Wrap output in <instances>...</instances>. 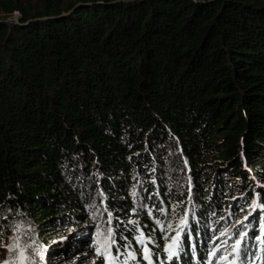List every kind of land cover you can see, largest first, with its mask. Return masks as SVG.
<instances>
[{
  "label": "trees",
  "instance_id": "16d2710c",
  "mask_svg": "<svg viewBox=\"0 0 264 264\" xmlns=\"http://www.w3.org/2000/svg\"><path fill=\"white\" fill-rule=\"evenodd\" d=\"M39 1L0 0V238L107 264L102 222L148 264L137 237L166 257L185 220L164 264L227 262L230 225L264 264V0Z\"/></svg>",
  "mask_w": 264,
  "mask_h": 264
},
{
  "label": "rangeland",
  "instance_id": "374dc122",
  "mask_svg": "<svg viewBox=\"0 0 264 264\" xmlns=\"http://www.w3.org/2000/svg\"><path fill=\"white\" fill-rule=\"evenodd\" d=\"M29 1L31 2L32 6L41 4V1L39 0H29ZM19 16H20L19 12H14L11 16H7V15L3 16L1 14L0 18L7 21H11V20L18 21ZM175 178L176 179L180 178V180L182 179L181 175H176ZM171 180L172 178L169 180V182ZM254 203H255V197L251 201V204H249L244 208H241V211L245 212L244 213L245 215L248 214L247 216H250L249 215L250 209L253 207ZM237 220L238 219L235 218L233 220L234 224L232 225L237 224ZM184 221L185 220H183V223L181 221L180 223L181 225L178 224L176 226L170 225L165 235L166 257H159V259L155 260L153 259V254H151L152 264H164L163 259L169 260L168 259L169 245H172L171 251L176 253V255H174L173 258L177 256L179 252L178 244L181 243L184 236V228H183ZM99 225L100 227L94 237L95 238L94 246L100 250L98 254L101 253V255L105 257L107 264H128V262L133 259L132 257H135L134 259H136V252L134 251V249H131L130 247L126 250L124 256L121 255L120 253L117 254L116 248L114 247L115 244L114 243L111 244V240L109 239L107 232H105V229L102 226V222ZM32 229L30 231H28V229L22 231L21 228L18 227L16 229H12V232L9 235L0 238V241L2 243V249L0 251V259H1L0 264H83L77 261L70 263L67 260L64 261L63 259L59 261V259L56 257V253L54 254L49 251V246L51 245V243L48 244V247L42 245L36 237L38 234L37 227ZM224 230H227V234L225 236L220 237V232ZM218 232L219 233L216 237L220 238V242L218 243L215 240L212 241L211 244L209 245L210 249L213 252L215 246L219 245V250L217 251L216 256L227 257L226 259L227 262H224L222 264H233V261H235V264H239L238 259L240 258L241 255H243V253L240 252L239 256H237L236 254H233L231 251L232 245L235 243V240L238 238V235L232 233L231 225L227 227L226 226L223 227ZM258 234H260L258 235L260 237L262 233L259 232ZM17 237H19V247H13L14 241ZM173 238H175V242L173 241ZM143 240L144 243H140V241L137 239V244H144L142 248V252L144 253V248L147 247L150 250V246L147 243H145L146 239L144 234H143ZM10 247L13 248L12 251L9 250ZM21 252L23 253V255H21ZM211 253L209 255L210 259L212 258ZM246 257H248L249 260H251L252 253H247ZM253 260L254 261L252 262V264H255L256 262L255 257L253 258Z\"/></svg>",
  "mask_w": 264,
  "mask_h": 264
},
{
  "label": "snow or ice",
  "instance_id": "6c2138e0",
  "mask_svg": "<svg viewBox=\"0 0 264 264\" xmlns=\"http://www.w3.org/2000/svg\"><path fill=\"white\" fill-rule=\"evenodd\" d=\"M253 210H255V206H254ZM249 215H251V213H249ZM110 218H111V214L109 213V221H110ZM245 220H248V216H245ZM182 223H183V221H182ZM247 226L248 225H245V227H247ZM262 230H264V226H262ZM108 234H109V236H111V229L108 230ZM226 234H227V230L220 232V236H225ZM237 235H238V238L235 240V243L232 245L231 251L233 254H236L237 256H239V254L241 252V245L246 241L249 234L247 232H240ZM137 239L140 241V243H144L143 233H141V236L137 237ZM253 239H258L261 244H264V238L253 237ZM173 241L175 242V238H173ZM13 247H19V237H17L15 239ZM171 248H172V245H169V249H168L169 250V256H168L169 260H172L173 256L176 255L175 252L171 251ZM9 250L12 251L13 248L10 247ZM218 250H219V245H216L213 252L211 253V255L216 256V253ZM99 251L100 250L97 249V252H99ZM21 255H23L22 252H21ZM129 255H131V254H129ZM245 256H246V249H245ZM132 258L134 259L135 257H132ZM144 259L148 260V264H152L151 253L147 247L144 248ZM226 259H227L226 256L218 257V260H226ZM257 259H259V257ZM209 264H212L211 260L209 261ZM233 264H235V261H233ZM241 264H245V262L242 261Z\"/></svg>",
  "mask_w": 264,
  "mask_h": 264
}]
</instances>
